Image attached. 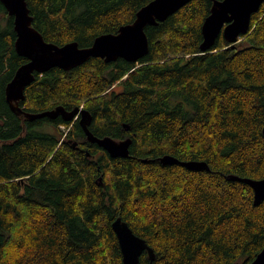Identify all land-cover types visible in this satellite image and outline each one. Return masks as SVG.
<instances>
[{"label":"trees","instance_id":"1","mask_svg":"<svg viewBox=\"0 0 264 264\" xmlns=\"http://www.w3.org/2000/svg\"><path fill=\"white\" fill-rule=\"evenodd\" d=\"M149 1L26 0L44 40L80 47ZM213 1L147 25L138 62L90 57L36 72L25 88L23 111L82 107L95 136L131 139L126 157L89 142L78 119L10 109L5 86L27 59L0 2V264H121L118 216L153 248V264H247L262 249L264 200L230 176L264 178V2L234 46L220 34L201 51ZM148 260L144 251L137 264Z\"/></svg>","mask_w":264,"mask_h":264},{"label":"water","instance_id":"2","mask_svg":"<svg viewBox=\"0 0 264 264\" xmlns=\"http://www.w3.org/2000/svg\"><path fill=\"white\" fill-rule=\"evenodd\" d=\"M190 0H150L135 14L132 22L121 25L116 33L97 35L90 46L80 47L76 41L57 45L44 40L42 34L32 25V16L26 0H0L7 14L13 17V27L16 33L15 51L24 56L27 62L20 65L13 77L5 86V98L10 109L15 114H22L29 120L47 117L55 119L61 116L65 121L78 119L86 138L91 143L106 150L111 157H126L129 153L131 139H113L110 136L97 137L88 128L92 119L90 112L82 107L68 111L62 106L38 113L22 110L19 101L24 98L25 88L35 78L34 73H43L52 67L68 70L85 62L90 57H101L106 62L123 58L130 62H138L149 50L148 38L145 32L147 25H156L179 10ZM264 0H215L209 14L201 25L203 41L201 51H207L213 46L220 34L232 46L241 35L250 29L251 15L259 10ZM126 129L128 125L123 124ZM264 135V126L262 128ZM76 144V142H74ZM87 155H89L87 153ZM162 163H180L189 169L201 170L208 166L202 161H179L171 155L159 158ZM248 183L253 189L254 204L264 200V178L249 179L230 176ZM116 234L121 256V264H137L140 255L146 251L148 264H153L155 253L146 240L133 232L128 223L116 217L111 223ZM240 264V263H232ZM247 264H264V245L256 256Z\"/></svg>","mask_w":264,"mask_h":264},{"label":"bare ground","instance_id":"3","mask_svg":"<svg viewBox=\"0 0 264 264\" xmlns=\"http://www.w3.org/2000/svg\"><path fill=\"white\" fill-rule=\"evenodd\" d=\"M202 43V42H201Z\"/></svg>","mask_w":264,"mask_h":264}]
</instances>
